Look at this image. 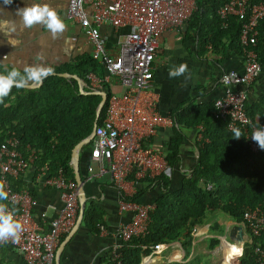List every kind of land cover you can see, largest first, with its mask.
I'll list each match as a JSON object with an SVG mask.
<instances>
[{
  "label": "built area",
  "instance_id": "built-area-1",
  "mask_svg": "<svg viewBox=\"0 0 264 264\" xmlns=\"http://www.w3.org/2000/svg\"><path fill=\"white\" fill-rule=\"evenodd\" d=\"M219 1L216 12L221 27L226 26L230 16L241 21L239 45L243 70H230L222 76V93L213 101L214 114L226 122L227 129L239 128L243 131L249 150L256 153L261 149L250 138L251 133L264 126L259 123L258 117L247 114L245 102L262 70L255 45L259 24L264 20V0ZM195 8L196 0H68L66 5V16L80 26L91 45L90 57L104 70V76L87 71L83 85L92 90H103L104 83L113 77L122 87L121 92L110 91L106 97L103 118L95 125L89 141L92 163L88 162L86 167L87 179L105 172L110 175L119 195L118 213H130L129 218L114 232L119 238L110 250L115 264H120L117 258L122 241L146 232L155 206L154 202L129 199L133 192L128 191L127 183L133 186L138 180L170 176L174 169L166 158V152L155 148L152 143L158 127L172 122L171 117L162 115L157 107L154 62L159 35L165 30L179 29ZM102 24L127 28L117 42L116 52L106 47L100 33ZM198 127L197 140H207L200 134L202 126ZM18 146L19 141L12 133L0 143V183L9 193V199L3 203L17 210L16 217L24 230L18 241L9 240L0 245H10L25 264H56L55 253L61 237L70 231L77 219L80 207L78 185L75 180L66 178L60 169L49 173L46 164L34 167L33 181L58 189L61 200L58 214L52 216L47 228L42 230L33 216L36 199L31 188L16 190L11 185L10 178L23 174L32 166L36 156L33 148L27 146L22 152ZM211 187L212 183L206 184L207 189ZM98 227L99 232L105 231L103 224ZM196 228L197 225L191 231L193 238ZM238 231L243 239L239 252L232 257V263L240 264L245 246L252 244L255 264H264V246L260 243L264 234V200L245 207L241 219L227 222L221 234H210L218 238L212 249L222 251V243H233ZM173 243L181 246L179 241L155 243L146 256L152 257Z\"/></svg>",
  "mask_w": 264,
  "mask_h": 264
},
{
  "label": "trees",
  "instance_id": "trees-1",
  "mask_svg": "<svg viewBox=\"0 0 264 264\" xmlns=\"http://www.w3.org/2000/svg\"><path fill=\"white\" fill-rule=\"evenodd\" d=\"M219 2L196 0V8L187 22L194 26L199 40L203 39L204 43L217 47L218 42L226 37L228 46L241 54V21L230 16L226 26L221 27L216 12ZM255 49L264 67V20L258 27ZM83 61L53 67V74L42 83L32 88L14 87L4 102L0 103V143L12 133L19 141L20 151H25L27 146L35 150L36 156L31 164L33 167L46 164L49 173L60 169L66 178L72 180L74 172L70 164L71 152L77 142L90 134L100 95L86 92L92 90L87 86H83L85 92H82L75 78L58 73H75L84 80L87 71L100 74L104 71L91 57ZM103 90L107 96L110 94L107 87ZM104 109L105 102L97 119L98 124L103 118ZM245 109L249 116L257 115L259 123L264 126V94L254 100L248 97ZM214 112L213 102H208L188 104L174 113L175 125L180 122L187 128L201 125L200 134L207 140L196 141L197 157L186 171H181L179 154L183 134L182 129L174 125L166 149V158L174 169L170 176L143 179L148 183L160 181L162 192L152 201L155 206L150 213L146 232L122 241L117 258L120 264H140L152 245L176 240L180 242L186 257L193 247L192 228L206 223L208 212L218 210L230 220L239 221L245 207L264 200V150L251 152L244 140L243 131L242 137L235 139L233 131L227 129L226 122L217 118ZM88 146L90 142L81 149ZM174 172L181 174L174 178ZM10 179L14 189L28 188L23 182V174ZM208 183H212L210 189L206 188ZM31 192L34 194L32 189ZM142 195V190L138 189L128 198L141 201ZM82 223L92 234H98L99 224H104L93 202L85 205ZM223 231L224 226L218 221H213L208 227V233L221 234ZM261 238L260 243L264 246V234ZM207 240L209 249L218 243L215 236H208ZM251 245L245 246L240 264H255ZM9 250H12L10 245H0V264H25L22 258V263L7 258ZM115 261L110 254H106L101 256L99 264H115ZM144 262L152 264L154 260L147 257ZM163 264H200V260L190 263L173 260Z\"/></svg>",
  "mask_w": 264,
  "mask_h": 264
},
{
  "label": "crops",
  "instance_id": "crops-1",
  "mask_svg": "<svg viewBox=\"0 0 264 264\" xmlns=\"http://www.w3.org/2000/svg\"><path fill=\"white\" fill-rule=\"evenodd\" d=\"M67 2L68 0H12L10 5H6L4 0H0V72L13 65L22 69L25 65L36 63L35 58L40 53L45 56L44 62L51 67L73 65L90 57L91 45L85 34L78 24L66 16ZM32 3H47L53 7L65 22V32L53 39L42 25H36L31 29L23 28L20 18L16 15V9ZM188 19L179 29L163 31L158 37L156 48L153 78L154 90L158 93L157 107L162 115L171 117L172 122L158 127L152 137V143L155 148L165 152L173 135L174 113L188 104L213 102L222 93V76L230 70L236 72L243 70L242 55L228 46L226 37L218 42L217 47H213L211 43H204L203 39L199 40L194 26L188 24ZM5 21L15 24V32L9 31L11 23L5 24ZM126 31L127 28L124 27L100 25L101 36L111 52H116L117 42ZM9 40L19 41V43L12 46ZM182 63L187 65L188 72L185 76H190V78L185 79V76L170 78L169 69ZM101 73L103 74L104 71ZM102 74L100 76H104ZM32 84L36 85V83ZM104 87L110 91H122L117 79L113 77L104 83ZM262 94H264V67L250 88L249 99H258L257 97ZM175 126L182 129L179 167L181 171H186L197 157L195 143L199 127L187 128L182 122ZM78 155L80 176L84 182L83 188L87 197L86 204L88 202L95 204L104 223L105 231L92 234L81 221L77 231L64 245L58 263L99 264L101 256L110 254L111 247L119 242L114 232L129 218L130 213H118L119 195L107 172L86 178V167L90 162L89 146L83 150L80 148ZM34 171L33 166L28 167L23 173V182L34 191L36 203L33 216L36 223L44 230L47 228L49 219L58 214L61 208L60 193L54 187L35 183L33 181ZM174 173V178L181 174L180 172ZM127 188L133 194L138 189L142 190L143 195L140 199L142 202H152L162 192L160 181L148 183L145 180H138L133 186L128 182ZM67 234L62 237L61 241ZM179 248L182 249L183 254V248L180 245ZM175 252L181 254V250L176 249ZM6 257L22 263L20 255L13 248L7 251ZM142 262L143 258L140 264Z\"/></svg>",
  "mask_w": 264,
  "mask_h": 264
},
{
  "label": "clouds",
  "instance_id": "clouds-1",
  "mask_svg": "<svg viewBox=\"0 0 264 264\" xmlns=\"http://www.w3.org/2000/svg\"><path fill=\"white\" fill-rule=\"evenodd\" d=\"M4 3L10 5L12 0H4ZM16 15L20 18L23 28L31 29L36 25H42L48 30L53 39L58 38L66 30L64 20L47 3L26 4L24 7L16 9ZM4 23L9 24L11 22L5 21ZM15 30V24L11 23L9 31L15 32ZM17 43L19 41L9 40V44L12 46ZM35 59L36 63L25 65L22 69L13 65L11 68H5L4 71L0 72V103L4 102V99L9 96L14 87L24 89L30 83H42L44 79L53 74L54 68L44 62L45 56L43 53L38 54ZM187 72V65L182 63L169 69V77L185 76ZM188 78L190 76H185V79ZM232 131L235 139L242 137V132L239 128H233ZM250 138L258 144L260 149L264 150V127L253 130ZM8 199L9 193L5 190V185L0 183V243H5L9 240L18 241L24 230L23 224L16 217L17 210L9 208L8 204L3 203V201Z\"/></svg>",
  "mask_w": 264,
  "mask_h": 264
},
{
  "label": "rangeland",
  "instance_id": "rangeland-1",
  "mask_svg": "<svg viewBox=\"0 0 264 264\" xmlns=\"http://www.w3.org/2000/svg\"><path fill=\"white\" fill-rule=\"evenodd\" d=\"M117 93V91L113 90ZM119 93V92H118ZM213 221H218L220 224L225 226L227 222L230 221V219L227 217L226 214L222 213L221 211H211L207 214L206 223L202 225H197V228L195 231H193L194 234V245L191 249V252L185 257L182 256V249L179 248L178 243H173L168 246V248L164 249L163 251L159 253H155L152 255L151 258H153L154 262L152 264H163L168 261L177 260L182 261L185 263L194 262L197 259L200 260V264H222V257L224 255L223 250L219 249H209L207 247V238L210 234L208 233V227L210 224L213 223ZM241 241H238V238L233 242V244L240 243ZM181 250V254L178 255V257L174 256L175 250ZM211 250V253H210ZM238 253V252H237ZM236 253V255H237ZM184 254V253H183ZM226 264H233L232 258L229 262Z\"/></svg>",
  "mask_w": 264,
  "mask_h": 264
},
{
  "label": "water",
  "instance_id": "water-1",
  "mask_svg": "<svg viewBox=\"0 0 264 264\" xmlns=\"http://www.w3.org/2000/svg\"><path fill=\"white\" fill-rule=\"evenodd\" d=\"M59 75L61 76H64V77H74L77 81H78V85H79V89L82 91V92H85L83 90V81L80 77H78L76 74H73V73H68V72H59L58 73ZM36 86L35 84H32L30 83L27 87L28 88H32ZM86 92H90V93H94V94H98L100 95V100L96 106V110H95V121H94V124H93V127H92V130L90 132L89 135H87L86 137H84L83 139H81L79 142H77L73 149H72V152H71V163H72V167H73V172H74V180L75 182L77 183L78 185V192H79V204H80V207H79V211H78V215H77V219H76V222L74 223L73 227L70 229V231L68 232L67 236L65 237V239H63L57 249H56V253H55V259H56V264H59L58 263V258H59V255L60 253L62 252L63 250V247L64 245L67 243L68 239L77 231V228L79 227V224L81 223L82 221V216H83V211H84V207H85V204H86V195H85V192H84V188H83V184L84 182L82 181V178L80 176V169H79V166H78V163H79V155H78V150H80V148H82V146L84 144H87L89 143L92 135H93V132H94V129H95V125L97 124V119L100 115V112H101V108L106 100V97H107V93L106 91L104 90H90V91H86Z\"/></svg>",
  "mask_w": 264,
  "mask_h": 264
},
{
  "label": "bare ground",
  "instance_id": "bare-ground-1",
  "mask_svg": "<svg viewBox=\"0 0 264 264\" xmlns=\"http://www.w3.org/2000/svg\"><path fill=\"white\" fill-rule=\"evenodd\" d=\"M242 233L240 231H238V241H241L242 242ZM241 242L240 243H237V244H233L231 242H228V241H224L222 243L223 245V257H222V264H226L227 262H229L231 260V258L233 257L234 254H236L237 252H239V247L241 245ZM174 256L175 257H178V253L177 252H174ZM148 256H145L143 257V262L141 264H145V259L147 258Z\"/></svg>",
  "mask_w": 264,
  "mask_h": 264
}]
</instances>
